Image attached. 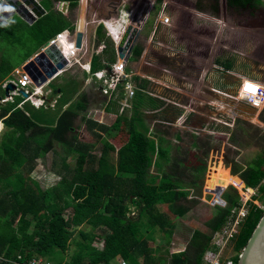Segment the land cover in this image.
<instances>
[{"label":"rangeland","instance_id":"374dc122","mask_svg":"<svg viewBox=\"0 0 264 264\" xmlns=\"http://www.w3.org/2000/svg\"><path fill=\"white\" fill-rule=\"evenodd\" d=\"M177 1L178 0H164L163 3L159 4L157 3V0H155L154 4L153 0H140L138 4H135V0H128L127 9H132L135 4L136 7H134V9L139 17L141 15L145 17L148 8H153L151 10L147 27L143 32L144 34L142 33L143 38L145 39H147L148 36H150L149 38H154L155 31L151 33L154 24H156V26L159 25L160 21L166 17H171L172 19L170 28L165 30V32L168 33L166 39H163L162 37L163 31L160 33L161 26L156 35L157 37L160 33V37L158 38L163 39V42L166 41L165 45L168 47L164 48L162 51L164 61L163 59L156 61L154 55H151L149 52L144 57L146 61L140 62V69L145 63L153 65L158 62L162 64L169 73H174L176 71L179 73L184 72L185 75H188L189 73L184 79L190 81L191 77H193L192 73L195 72L191 69L189 70L188 65L190 62H188V60L186 61V59H184L183 62H179V58H184L185 55L187 56V48L189 45V41L187 42V40H191V42L196 40L195 43L201 42L196 46L204 45L206 49L209 47L211 55L208 57L211 62L215 57L216 59L227 57V60L233 61L235 70L241 69L243 63L246 64V61L244 62V60H246V57H244L245 54L250 55L251 50L260 49L262 55L258 57L259 59H253V61L247 63L246 68H249V72H251L254 77L264 79V72L258 71V69H261L262 67L264 68V27H259L261 26V20H264V14H261L259 11H264V4L262 1H258L255 4V7L258 8L257 10L239 11V9L229 10L225 5L226 0H191L192 4L187 6V9L186 6H181L185 5L183 3L190 2H188V0H183L179 6H175L177 7L176 9L181 7L182 9H185V11L181 9V11L175 10V12H172L169 5H172ZM98 2L99 0H89L90 8L88 13H91L89 19V24L91 26L89 28L94 29L97 27L98 22L109 18V15L106 13V7L102 8L103 2H101V0L99 3ZM40 4L47 12V15L49 14L46 19H41L42 22L39 24L40 26L31 29L29 27H32L33 25H28L18 17L12 19L10 26L7 27L9 29L8 32H5L4 25H0V57L2 56V59L10 58L11 63L14 62L16 65H19L28 52L31 54L34 53L35 43L32 39L35 37L33 34H30V31H33L34 33V31L44 27L46 21L56 20V11L61 13L67 21H69L63 25L64 28L71 32L73 31L75 28L73 25V22L75 21H73V19L76 17L78 10L75 12H69L64 11V9H61L58 6L55 11L54 0H41ZM85 4L83 3L82 12L86 9ZM194 5H197L196 9H194ZM182 11L184 14H187L190 19L185 26L183 23H180ZM86 16H84V13L81 16L80 29L81 25L84 27L86 24ZM217 30H219V37L217 35L218 41H215L216 38L213 40L211 37L213 33L216 34ZM245 30L247 34L241 39V36L239 35ZM186 34L192 36L187 38L185 36ZM235 35H238V37ZM183 36L184 38L181 40ZM16 39H22L25 42L24 48L22 46L14 45V40ZM154 41L155 39H153V43ZM137 45H139V47L135 46L136 49L139 48L142 53L144 51V43L138 41ZM165 58L168 60L166 61ZM171 58L174 61H172ZM137 60L138 55L134 52L129 60L128 70L134 68L132 64H135ZM78 66L79 65H74V67L68 68L58 79L50 82L45 87L44 96L47 97L48 95L49 97V99L47 98L49 106L46 107L49 108V111L43 109L33 110L31 109L32 106L29 102H27L29 105L25 106L27 112L33 118L37 119V121L47 120L51 122L57 118L56 108L53 109V107L55 104L54 102L59 100V96L57 95V92L54 94V90H62L65 98L73 97L72 94L75 93L74 98L79 95H84L88 100V109L85 114L76 116L70 114L75 116V124L73 127H70L71 131L67 129L64 134L62 131H59V129H62L64 125L63 123L66 122L65 119L68 111L65 113L66 108L61 111L62 114L58 116L56 121V133L52 139L51 151L43 157H39L40 155L38 152L26 156L29 157L28 160L31 161L33 166L31 172H27L26 167L22 166L20 169H15V172L8 173L10 178H12L14 174L21 172L24 178H28L26 184H29L34 190L36 188L32 184V181H36L41 190H51L52 187L60 182L63 173L66 175L64 169H73L76 160V153L71 147L73 141L86 145L89 147L90 151L95 152L97 155L100 154L99 150L101 149V143L97 138L98 130L97 128H89L86 121H92L106 129L110 128V126L116 121V117L102 111L104 106L103 100L96 95V91H94L96 90L95 85L92 83L90 86L86 87L87 81L84 82L83 79H89L90 77L85 74L81 75ZM183 67H186V69L182 70ZM136 72L134 71V73ZM0 75H2V73H0ZM229 76L230 75L226 72H221L217 69L211 70V74L206 78L209 85L205 88H201L200 91L204 93L211 90L210 88H217L216 85L220 84L226 92V95L229 96L233 94L234 87L230 82L231 78H229ZM136 78L140 80V82L138 79L136 80L138 85L140 84L149 96H145V93H142L145 96L142 104L133 111L139 112L141 110L142 112L139 114L143 117V121L148 125V128H150L156 136L163 137L168 146L172 148L170 155L175 161L174 163H172V161L168 165H164L166 167L164 169L166 172L174 171L177 173L179 179H181L186 185L185 194L190 196L187 197L186 201L185 195H173L174 192H171V194L165 195L167 196L165 201L166 204L159 206L158 208L159 211L164 212L169 216L170 221L174 225L173 233L169 242L165 240L158 227L151 229L148 223L145 222L149 228L145 227L148 230L144 232L150 231V233L146 235L152 237L148 242V245L156 250L154 255H152V257L154 256L155 258V263L161 258L164 259V264H167L169 254L179 253L186 249L193 231L199 230L203 233L209 232L206 227V222L217 214L216 207L222 209L229 207L227 203L224 207L218 205L213 206L210 204L213 202L212 200H215L218 197L221 190L224 191L222 194L223 200L225 194H229L230 196L237 195L238 205L242 207V204L244 206L246 203L247 210L250 208L251 204L260 209L253 200L260 202L264 207V192L260 189V186L263 185V183L261 182L256 188H254L255 193L251 197L252 201L249 200L245 202L242 199L239 190L235 188H238V186L234 181L235 176H233L230 171L231 166L234 165L244 168L253 164L257 157L264 152V107L261 110L255 111L239 102L232 103L230 100H226L227 102L225 101L222 104L223 101L220 100L222 104L220 109L216 110V108L208 106V114L205 113L204 117H202V114H191L189 111L187 114H184V110L193 105L197 106L200 102H203L201 99L205 97L204 94L206 95V93L201 97L199 96V93H193L195 92V88L187 86V83L184 82L180 85L181 93L176 91L169 92L171 89L170 87L174 88L179 86L176 81L178 78L173 77L172 75L151 81L156 82L155 84H150L151 82H149V80L141 78L140 76H136ZM213 79H216V81H213ZM216 82L219 83L216 84ZM2 83L3 82H0V88L3 87ZM157 87H160V89H157ZM5 97V91L0 90V99H4ZM19 98L23 100L22 97ZM185 98L192 100V102L194 101V103L184 107L183 103ZM16 99L18 98H14V101ZM206 100L208 102L212 99L207 95ZM186 104L188 103L186 102ZM179 105L180 107L182 106V108H180ZM156 109H158V111L154 112ZM130 114L131 112H126L123 115L124 117L130 118ZM182 116L185 117V122L182 123L183 125L179 122V119ZM225 124L232 126V128H227ZM9 133H11L9 130L0 125V146L4 137L8 136ZM101 135H104L102 136L106 139L104 141L110 143L116 149L122 147L127 139V124H120L117 131L112 130L107 137H105V133ZM176 137L180 138V140ZM193 143H197L200 149L192 148ZM165 147L167 148V146ZM23 152L25 151L23 150ZM115 156V154L112 155L113 162L115 161ZM177 161L181 162L180 165L176 163ZM206 163L210 170L209 173L204 174ZM196 167H201L203 170L198 173H193L192 169ZM153 173H155V170ZM193 176H195V178ZM192 179L196 183L195 187L187 185ZM0 190H5V184L1 179ZM170 197H174L172 198L173 200L170 199ZM54 201L57 202L59 206L63 205L61 199L57 200L54 198ZM171 203L184 205L185 209H188V211L180 210ZM125 205L129 209L128 216L130 218H136L139 214V208L132 205L129 201H126ZM240 206L234 207L231 210L235 209V211H238L241 208ZM70 215V210L64 212L66 218ZM11 216L12 212L9 210V212H6L5 219H9ZM27 219L31 221L29 230L32 231L36 220L31 215H28ZM143 219L146 221L147 217H143ZM243 221L244 220H242V222ZM79 230L83 232H92L99 236L103 235V232L99 230L91 231L89 226L83 225L75 229V235L71 239L68 250L65 253L57 251L55 256H53L54 258H43L35 254L33 255L34 258L40 259L43 262H49V264L68 262L72 254L77 250L76 243L85 242L81 236H78ZM93 245L98 249L102 248L101 240L96 239L93 242ZM235 256L236 253L233 249V241H231L228 243L224 257L226 259H231ZM138 260L140 263H143L142 257L138 256Z\"/></svg>","mask_w":264,"mask_h":264},{"label":"trees","instance_id":"16d2710c","mask_svg":"<svg viewBox=\"0 0 264 264\" xmlns=\"http://www.w3.org/2000/svg\"><path fill=\"white\" fill-rule=\"evenodd\" d=\"M258 1L262 0H226L228 6L236 9L255 7ZM60 2L68 4V10L74 12L80 0H54L55 4ZM163 2L164 0L157 1L159 4ZM48 16L49 14L42 20ZM56 16V20L46 21L45 26L34 33L30 31V34L35 37L32 39L35 43V52L49 44L58 35L68 31L63 25L69 21L57 11ZM42 20L29 28L34 29L40 26ZM7 27L4 28L5 32L9 31ZM101 44H106L107 52L103 57L95 56L92 59L91 74L103 69L101 62L104 58L110 64L116 62L114 45L107 39L102 27L97 31V45ZM14 45L24 48L25 42L22 39H16ZM134 52L138 57L141 54L139 48H135ZM32 55L33 53L28 52L19 65L11 63L10 58H4L0 64L1 79L10 76ZM228 67L230 64L226 65V68ZM140 89L144 90L141 85ZM0 90L3 91V88ZM58 91L60 98L55 106L57 118L66 106H68L66 110L68 112L78 115L86 113L88 109L86 96L79 95L74 98V93L73 97L65 98L62 90L53 92L56 94ZM144 97L142 93H136L133 100L134 110L140 107ZM16 98L18 99L13 103L0 105V123L11 132L4 137L0 146V179L5 184V190H0V264L27 263L34 258L35 254L43 258H54L57 251L65 253L75 235V229L83 225L89 226L91 231L99 230L103 232V235L79 230L78 236H81L85 242H77V250L68 262L61 264H114L113 262L117 259L127 264H164V259L161 258L155 263L152 255L156 250L148 245L152 237L146 235L150 231L144 232L148 230L145 227H148L147 223L151 229L158 227L165 240L169 242L174 225L169 216L158 208L166 204V194L174 192L173 195H185V198L188 194H185L186 185L179 179L177 173L166 172L164 169L166 168L164 165L172 161L174 163L175 159L171 158L170 147L163 137L156 136L157 144L148 137L149 129L138 111L133 112L132 118L124 116L117 118L108 129L88 120L86 123L89 128L98 130L97 138L101 143L100 154L97 155L86 145L73 141L71 147L76 153L73 169H65L66 175L63 173L60 182L51 190H41L38 183L32 181L36 188L34 190L26 184L28 178H24L21 172H17L12 178L8 173L15 172V169H20L22 166L26 167L27 172H31L33 166L28 160L29 157L26 156L38 152L39 157H43L51 151L57 118L51 122L37 121L25 109V106L29 104L19 107L24 100ZM112 105L116 107V104ZM111 108V106L107 108L106 112H110ZM31 109L35 110L33 107ZM120 124H127V142L117 151L115 165L110 162L109 157V153L114 152L115 148L104 141L106 139L101 134L105 133L107 137L112 130L117 131ZM65 130L67 129L64 126L59 129L63 134ZM193 146L196 144L194 143ZM176 163L180 165L181 162ZM152 167L155 173L152 172ZM201 170H203L201 167L192 169L193 173L201 172ZM209 170L206 163L204 174L209 173ZM230 171L235 176L234 181L238 186L235 188L240 194L251 192L264 179V152L253 164L244 168L234 165L231 166ZM187 185L195 187L196 183L192 179ZM260 189L264 192V184L260 186ZM54 198L61 199L63 205L59 206ZM172 198L174 197H170ZM224 200L229 207L223 209L216 207L217 214L206 222L209 232L193 231L186 249L169 254L167 264H203L202 256L210 246L212 235L225 225L231 209L240 206L237 195L225 194ZM126 201L139 208L136 218L128 216L129 209L125 205ZM171 204L180 210L188 211L184 205ZM9 210L12 216L5 219L6 212ZM67 210L71 211L68 218L64 216ZM263 214L264 209L251 204L239 234L233 239V249L236 253V256L232 258L233 264H239L240 255ZM28 215L36 220L32 231L29 230L31 221L27 219ZM143 217H147L146 221ZM96 239L101 240V249L93 245ZM138 256L143 258V263L139 262Z\"/></svg>","mask_w":264,"mask_h":264},{"label":"built area","instance_id":"2783aa9c","mask_svg":"<svg viewBox=\"0 0 264 264\" xmlns=\"http://www.w3.org/2000/svg\"><path fill=\"white\" fill-rule=\"evenodd\" d=\"M81 2H84V0H81ZM262 2L264 4V0H262ZM64 7L65 4H61L60 8L64 9ZM127 8L123 7L117 12V15H112V18H106L98 22V25L103 27L107 39H109L114 45L116 62L110 64L109 61L104 58L101 62L103 69L94 74H91L89 66L83 68L84 72L90 77L89 81L96 83L98 86L97 92L106 100V102H116L120 106V114L130 110L136 93H143V91L138 87V83L135 81L136 77H134L132 72L127 70V64H125L123 60L118 59L117 48L125 39L130 27H132V34L134 35L131 34L128 40L136 38L137 34L134 33L135 31L141 33V37L147 27L151 10L153 9L148 8L145 17L142 15L139 17L134 8L130 10ZM160 22L162 26L170 27L172 19L171 17H166ZM64 41H66L69 46L70 54H66L65 52ZM127 43L128 42H126V44ZM76 44V34L66 31L53 39L49 43V46L57 47L63 58L68 61V68H71L74 67V65H80V60L78 59L80 50L76 48ZM106 52L107 46L101 44L96 48L95 56L103 57ZM10 84L16 87V91L11 92L8 98L1 101V105L4 103H13L14 98L21 97L19 92L22 91L27 96V99H23L24 102L19 107L29 102V104H31L36 110L46 109L47 97L44 96V88L47 85L39 89L35 88L31 78L23 71L22 73H17L14 80L6 83L4 85V90H6ZM249 84L256 87L255 92H249L246 90L245 86ZM214 93L218 94L219 92L214 91ZM224 96H227L232 103H242L255 111L261 110L264 107V85L255 80L241 79L239 86L234 90V93L229 96L225 94ZM225 126L229 129L232 128L230 125L225 124ZM262 183L264 184V179ZM247 213L248 210L246 209V203L244 206L242 204V207L238 211H235V209L231 210V214L225 225L212 235L210 246L202 256L203 264H233L232 258L226 259L224 253L227 250L228 243L233 241V239L239 234L242 220L246 217ZM23 264H49V262H43L40 259L32 258L27 263ZM114 264L127 263L123 260H119Z\"/></svg>","mask_w":264,"mask_h":264},{"label":"crops","instance_id":"0c3cea01","mask_svg":"<svg viewBox=\"0 0 264 264\" xmlns=\"http://www.w3.org/2000/svg\"><path fill=\"white\" fill-rule=\"evenodd\" d=\"M80 2H81V0H80ZM99 2H100V0H99ZM101 2H103L102 3V8L106 7V13L109 15V18H112L113 17L112 15H114L113 13H115L113 11L118 12L121 8H123V7H126L127 8L128 7V3H127L128 0H120L118 2L119 4H116L115 5V7H117L115 10L112 9V7H111L112 5L110 4V2L114 3V0H112V1L111 0H101ZM139 2H140V0H135L134 3L135 4H138ZM83 3L84 4L86 3L85 4L86 5V9H84V12H82ZM83 3H82V7L81 8L78 6V8L76 9V10H78V13L76 14V17L73 19V21H75V22H73V21L72 22L74 23L73 24L74 27H76V22L78 20H81L82 14L84 13V16L87 15L86 18H85V19H87V20H85L86 21L85 26L83 27V25H81V31L84 33V41H83V49L79 51V55H78V59L80 60V65L78 66L79 67V71H80L81 75H83V74L87 75L86 72H84V69L83 68H87V66H89V68H91L92 59L95 58V50L98 47V45H97V31L102 26L97 25V27H95L94 29L93 28H89L91 26L89 24V19H90L91 13H88L89 12V8H90V3H89V0H84ZM153 3H155V0H153ZM61 4H63V3L60 2V3H56L55 4V11L57 10L58 6L60 8ZM135 4H134V7H136ZM226 4H227V2H226ZM65 5H67V10L66 11H69L68 10V4H65ZM79 5H80V3H79ZM231 8H233V7H231ZM233 9L235 10L236 8H233ZM238 9H241V8H238ZM238 9H236V10H238ZM257 9L258 8H256V7H250V8H245V9H241V10H257ZM259 11L261 12V14L262 13L264 14V11H262V10H259ZM106 13H104V14H106ZM11 21L12 20L9 21V23H8L7 26H9V24H10ZM260 25L261 26H259V27H264V20H261V24ZM7 26H5V27H7ZM160 26L162 27L160 33L163 31L162 37H163V39H166V35L168 33H166L165 30H168L170 27H164V26H162L161 25V22L157 26H156V24H154L153 25V28L151 29V33L155 31L154 32L155 33L154 34V38L153 37L149 38L150 36H148V38L145 39V38H143V35H141V37L139 38L138 41L144 43V51L138 57L137 62L135 64H132V66H134V68H131V69L128 70V64L129 63H127V70L130 71V72H133L132 74L134 75V77L140 76L141 78H146L147 80H149V82H151L153 80H156L158 78L165 77V76H170V75H172L173 77L178 78V79H176V81H177V83H178L179 86L178 87H174V88L173 87H170L171 89L169 90V92L176 91L178 93H181L180 92L181 91V86L180 85L184 82V83H187V86H190V87L192 86V88H195V92H193V93H199L200 94L199 96H201V97L203 96L204 93H206V95L204 94L205 97H203L201 99V100H203V102H200L199 105H197V106L196 105H193L190 108L184 110L185 111V112H183L184 114H187V112L189 111V113H191V114H193V113H195V114H202V117H204L205 113L208 114L207 113V107L208 106L211 107V108H216V110H218V109H220V106L226 100H229L227 98V96H224L226 92L223 90V88L220 86V84H218L219 82H216V84H218V85H216L217 88H214V89L210 88L211 90L206 91L204 93L202 91H200L201 88H205L206 86L209 85V83L206 81V78L208 77L209 74H211V70L217 69L218 71L226 72L228 75H230L229 76V78H231V81L230 82H231V84H233L234 90L239 86V82H240L241 79H251V80H255V81H257V82H259V83H261V84L264 85V79L263 78L254 77L251 74V72H249V68L248 69L246 68L247 67V63L253 61V59H259L258 57H260L262 55V52H261L260 49H258V50H251L250 55L245 54L244 57H246V60H244V62L246 61V64L243 63L241 69L235 70L233 61L232 60H227L228 59L227 57L226 58H221L220 57V59H216V57H215L214 60L211 62L210 59H209V57H208V56L211 55L210 54L211 51H209L210 50L209 47L206 49V47L204 45L196 46L197 44H200L201 43V42L195 43L196 40L193 41V42H191V40H187V42L189 41V43H188L189 45H188V48H187V56L185 55L184 58L176 57V58H179V60H180L179 62H183L184 59H186V61L188 60V62H190V64L188 65V68H189V70L191 69V70H193L195 72V73H192L193 74V77H191V80L190 81L184 79L185 77H187L189 75V73H188V75H185L184 72L183 73H179L178 71H176L174 73H169V72H167V69L162 64H160L158 62H157V64H153V65L146 64L145 63L143 66H141V69H140V66H139L140 62L141 61H144V62L146 61L144 59V57L149 52H150L151 55H154L156 61L157 60H160V59H163V61H164V57H162V51L164 50V48H168V47L165 45L166 41L163 42V39L158 38V37H160V33L156 37ZM103 32H104V29H103ZM71 33H74L75 34V28H74V32H71ZM104 34H105V32H104ZM218 34H219V30L216 31V34L213 33L211 38L213 40L216 38L215 41H218V37H219ZM245 34H247L246 33V30L239 35V36H241V39H242V37ZM217 35H218V37H217ZM235 36L238 37V35H235ZM153 39H155L154 43H153ZM210 41L212 42L211 39H210ZM168 44H170V43H168ZM137 46L139 47V45H137ZM135 48H134V50H135ZM44 49H45V46L42 49L34 52L33 55L31 56V58L27 62H25L24 64H22V66H20V68H18L17 70H15L10 76H7L5 79H1V77H0V82H3L2 83L3 84V87L2 88H3V91H5V93H6V90H4V85L6 83H8L9 81L14 80L16 78L17 73H22L23 68L27 64H29L32 60H34L38 55H40L44 51ZM64 49H65L66 54H70L71 53L70 50H69V46H68V44L65 41H64ZM132 54H133V52H132ZM132 54H131V56H132ZM3 59H2V56H1L0 57V64L3 61ZM130 59H131V57H130ZM165 60L167 61L168 59L165 58ZM171 60L174 61L172 58H171ZM207 63H209V64H207ZM228 64H230V67L226 68V65H228ZM244 66H245V68H244ZM184 69H186V67H183L182 68V70H184ZM134 71L135 72L137 71V72L134 73ZM258 71L259 72H264V68L262 67L261 69H258ZM144 73H148V74H144ZM61 75H62V73L60 75L59 74L56 75L57 77L55 76L56 78L54 77V80L53 81H55L56 79H58ZM146 75H148V76H146ZM263 77H264V75H263ZM137 79L138 78H135V81ZM89 80L90 79H83L84 82L87 81L86 82L87 83L86 87L87 86H90L92 84V81H89ZM138 81L140 82L139 79H138ZM213 81H216V79H213ZM155 83L156 82H151L150 84H155ZM93 84L96 87V90H94V91H96V95L103 100V105L104 106H103V110L102 111L104 113L113 115V117H116V119H117L119 117L124 116L123 114H125L126 112H131V114H130L131 116L130 117L132 118L133 112H134L133 111L134 110V103H132V107H131L130 110L125 111L124 113L120 114L119 113L120 106L116 102H113L114 104H116V107H113V105H112L113 103L112 102H106V100L97 92V87L98 86L96 85V83H93ZM138 87L140 88V84L138 85ZM157 89H160V87H157ZM178 89H180V90H178ZM214 91H217L219 93L216 94V93H214ZM143 93H145V96H149V94L147 92H145V90L143 91ZM57 95L59 96L58 98H60V92L59 91L57 92ZM207 95H209V97H211L212 100H210V101L207 102V100H206V96ZM5 96H6V94H5ZM47 98L49 99L48 95H47ZM5 99H6V97L3 100H5ZM3 100H2V98L0 99V105H1V101H3ZM220 100L223 101L222 104H221ZM186 102L188 104H186ZM54 103L55 104H54L53 109L56 106V102H54ZM192 103H194V101L192 102V100L185 98L184 103H183V106L186 107L187 105H192ZM5 104H7V103H4L2 105H5ZM48 106L49 105L47 103V107ZM110 106L112 107L111 110H110V112H106V109L109 108ZM67 107L68 106L65 107L66 108L65 110H67ZM179 107H180V105H179ZM180 108H182V106ZM47 109H49V108H46V109H43V110H47ZM39 110H41V109H39ZM156 111H158V109H156L154 112H156ZM66 112L67 111H65V113ZM141 112L142 111L140 110L138 113H141ZM70 114H74V113L67 112V117L65 119L66 122L63 123L64 124L63 126L66 129H68L69 131H71L70 127H73L74 124H75V120H76L75 116L78 115V114H74L75 116H73V115H70ZM179 122H180V124H182L183 122H185V117L182 116L179 119ZM202 122H203V120H202ZM0 125H2V124L0 123ZM122 125H124V124H122ZM147 127H148V125H147ZM148 129H149L148 130V137L150 139L154 140L155 143L157 144L156 135L153 133V131L150 128H148ZM97 134H98V132H97ZM101 136H104V135H101ZM176 138L178 140H180V138H178V137H176ZM126 142H127V139H126ZM108 144H110V143H108ZM195 144H196V146H193L192 145V148H195V149H198L199 150L200 147L198 146L197 143H195ZM111 146H113V145H111ZM119 148H117V149L115 148V151L114 152L109 153L110 162L112 164L114 163L116 165V162H117V151L119 150ZM171 149L172 148L170 147V154H171ZM113 154L116 155L115 156L116 158H115V161L114 162L112 161V155ZM154 155L156 156V153ZM155 156L153 157L154 160L156 158ZM66 170H69V169H66ZM151 170L153 172V167L151 168ZM64 171H65V169H64ZM187 197H190V196H186L185 200L187 199ZM188 199H190V198H188ZM117 260H115V261H117Z\"/></svg>","mask_w":264,"mask_h":264},{"label":"water","instance_id":"95a60500","mask_svg":"<svg viewBox=\"0 0 264 264\" xmlns=\"http://www.w3.org/2000/svg\"><path fill=\"white\" fill-rule=\"evenodd\" d=\"M41 0H4L0 1V4L5 6H11L14 8L13 12L0 13V25L7 26L5 21H10L14 17L20 18L28 25L32 26L39 20L47 16V12L41 6ZM80 2L79 7H82ZM67 10V5L64 7V11ZM117 15V12L113 13ZM132 27L127 31L125 39L117 48L118 59L123 60L125 64L129 63L131 54L140 38L141 33H137L136 38L129 39L132 34ZM76 34V48L78 50L83 49L84 33L80 29V20L76 22L75 27ZM134 35V34H132ZM126 42H128L126 44ZM128 50V52H127ZM69 67V63L63 58L57 47L46 45L44 51L38 55L34 60L27 64L23 68L25 72L34 83L35 88H42L47 83L49 84L54 80V77L59 73L65 72ZM16 87L10 84L6 89V98L10 96L11 92H15ZM19 95L25 100L27 96L20 91ZM220 190V189H219ZM219 192V191H218ZM223 190L219 193L218 197L210 204L213 206L218 205L224 207L226 202L222 199ZM239 264H264V214L259 219L254 227L251 237L247 246L244 248L240 255Z\"/></svg>","mask_w":264,"mask_h":264},{"label":"flooded vegetation","instance_id":"af4514ba","mask_svg":"<svg viewBox=\"0 0 264 264\" xmlns=\"http://www.w3.org/2000/svg\"><path fill=\"white\" fill-rule=\"evenodd\" d=\"M112 1V0H111ZM120 0H114V3H112V2H110V4L112 5L111 7H112V9H116L117 7H115V5L116 4H119L118 2H119ZM182 1L183 0H178L177 2H174V4H172V5H169L170 6V9L172 10V12L174 11L175 12V10H180L181 11V7H185L186 6V9L188 8L187 6H190L191 4H192V2H191V0H188V2H190V3H183V4H185L184 6H181L179 9H176L177 7L175 6V5H177V6H179V4H181L182 3ZM226 6H227V8H229V10H234L233 8H231V7H229L227 4H225ZM197 8V5H194V9H196ZM182 10H184L185 11V9H182ZM240 11H242L241 9H239ZM113 12H115V11H113ZM111 14V13H110ZM187 14H184V12L182 11V13H181V16H180V23H183V25L185 26L186 24H188V22L190 21V19H189V16L187 15ZM187 38L188 37H190V36H192V35H190V34H186L185 35ZM183 38H184V36L181 38V40H183Z\"/></svg>","mask_w":264,"mask_h":264},{"label":"bare ground","instance_id":"6f19581e","mask_svg":"<svg viewBox=\"0 0 264 264\" xmlns=\"http://www.w3.org/2000/svg\"><path fill=\"white\" fill-rule=\"evenodd\" d=\"M254 189L251 192H245L244 194H242V199L246 202L251 200L252 201V195H254ZM253 202L258 205L260 208L264 209L263 205L260 202H257L256 200H253Z\"/></svg>","mask_w":264,"mask_h":264},{"label":"clouds","instance_id":"9594fccd","mask_svg":"<svg viewBox=\"0 0 264 264\" xmlns=\"http://www.w3.org/2000/svg\"><path fill=\"white\" fill-rule=\"evenodd\" d=\"M5 11H7V12H13L14 11V8H12L11 6H5L3 4H0V13H3ZM4 23L7 24V23H9V21H5ZM136 46H137V44H136Z\"/></svg>","mask_w":264,"mask_h":264},{"label":"snow or ice","instance_id":"6c2138e0","mask_svg":"<svg viewBox=\"0 0 264 264\" xmlns=\"http://www.w3.org/2000/svg\"><path fill=\"white\" fill-rule=\"evenodd\" d=\"M246 90L249 91V92H255L256 91V87L254 85H246Z\"/></svg>","mask_w":264,"mask_h":264}]
</instances>
